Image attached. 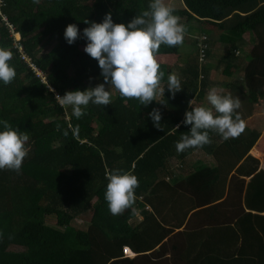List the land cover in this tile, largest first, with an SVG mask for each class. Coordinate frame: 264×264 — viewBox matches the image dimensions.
Returning <instances> with one entry per match:
<instances>
[{
    "label": "trees",
    "instance_id": "16d2710c",
    "mask_svg": "<svg viewBox=\"0 0 264 264\" xmlns=\"http://www.w3.org/2000/svg\"><path fill=\"white\" fill-rule=\"evenodd\" d=\"M259 2L264 0H185L173 8L187 28L183 43L161 45L155 57L165 73L159 102L140 105L109 86L112 103L89 104L76 119L55 95L103 79L97 61L82 51L85 39L66 43V25L83 29L85 20L99 23L108 12L114 23L127 24L147 10L149 0H3L0 47L12 52L16 76L0 85V121L29 134L30 152L19 173L0 170V264H264V216L242 207L245 178L261 166L251 155L260 133L225 140L209 131L210 143L203 147L180 153L175 148L190 127L182 123L188 101L203 105L212 67L229 76L244 64L245 94L254 102L264 97V39L256 31L264 11L228 32L215 34L213 28L224 31L221 22L230 12ZM57 5L66 12L58 21L52 14ZM11 27L42 77L22 60ZM185 45L190 52L183 51ZM46 46L52 48L43 53ZM167 55H178L181 62L159 58ZM169 74L182 83L174 96L166 87ZM153 108L161 113L160 128L148 116ZM198 152L212 161L188 164ZM113 169L139 180L134 203L120 215L110 213L104 196ZM133 211L137 214L127 219ZM48 218L59 229L89 219V228L78 230L70 244L47 225ZM101 220L110 232L100 227ZM125 247L137 255L126 257Z\"/></svg>",
    "mask_w": 264,
    "mask_h": 264
},
{
    "label": "clouds",
    "instance_id": "9594fccd",
    "mask_svg": "<svg viewBox=\"0 0 264 264\" xmlns=\"http://www.w3.org/2000/svg\"><path fill=\"white\" fill-rule=\"evenodd\" d=\"M2 3L3 0H0ZM84 23L88 26L83 29L75 23L66 25L63 36L69 45L78 37L85 39L84 52L97 61L103 82L83 90L56 94L55 99L60 106H70L72 117L79 119L89 104L107 106L112 103L109 86L122 97L138 99L144 106L157 101V94L163 96L165 87L160 84L165 73L155 57L161 45H181L187 31L171 6L164 0H149L147 10L135 15L127 24L114 23L110 12L105 13L99 23L88 20ZM11 59L12 52L0 47V85L10 84L16 76L14 67L9 63ZM166 87L173 96L183 89L180 78L175 74L168 75ZM206 100L211 107H192L193 101H188L189 109H186L182 123L190 127L187 134L176 142L177 153L210 143L209 131L225 140L235 138L244 131L245 123L237 112L241 107L239 97L221 94L217 88L211 87ZM148 116L153 126L160 128V111L153 108ZM173 129L176 131V127ZM72 131L75 133L77 129L72 128ZM64 135H68V131ZM29 139L27 132L0 121V170L21 171L30 152ZM106 179L104 196L109 211L112 215H120L134 203L139 180L136 175L122 169L111 170Z\"/></svg>",
    "mask_w": 264,
    "mask_h": 264
},
{
    "label": "crops",
    "instance_id": "0c3cea01",
    "mask_svg": "<svg viewBox=\"0 0 264 264\" xmlns=\"http://www.w3.org/2000/svg\"><path fill=\"white\" fill-rule=\"evenodd\" d=\"M256 11H257L256 7L254 6L249 7L248 9L244 10L245 13L243 17H248L249 15L255 13ZM256 31L258 33V36L264 39V35L259 27L256 28ZM237 54L240 56L243 55L242 53L240 54L239 52H237ZM179 57L180 56H177L176 60L173 61V64H177L178 62H181L179 61ZM205 63L212 64V60L210 61L207 60ZM232 66L233 65H231V67ZM244 67H245L244 64H242L237 68V70L233 69L232 70L233 72L229 76L221 75L219 72L216 71V69L212 67L211 70L209 71L210 72L209 88L215 87L221 94H231L233 97H239L241 101V107L237 110V112L239 114L240 119L243 120L245 123V129L238 137L243 138L246 135H249L253 130H256L260 133V138L256 143L255 147L252 149L251 155L260 160L261 166L257 173H255L249 178H245L246 183H245L244 193L242 196V207L246 213L264 216V97L261 98L259 102H254L250 97H248V95L245 94L243 90ZM217 74L218 76L216 77ZM217 78H218V82H216ZM209 88L202 96L203 97L202 100L204 106L211 107L206 100V94ZM210 161H212L211 158ZM172 207L173 205H170L167 206V208L165 209H172ZM209 208L210 206H207L206 208H198V209H209ZM184 229L185 227L182 228L181 230L174 229V234L181 233L184 231ZM135 256H126V257L134 258Z\"/></svg>",
    "mask_w": 264,
    "mask_h": 264
},
{
    "label": "rangeland",
    "instance_id": "374dc122",
    "mask_svg": "<svg viewBox=\"0 0 264 264\" xmlns=\"http://www.w3.org/2000/svg\"><path fill=\"white\" fill-rule=\"evenodd\" d=\"M165 1H168V3H167L168 6L175 8V7L184 6L185 0H165ZM252 6L256 7L257 11H264V3H260V2L256 3V4L255 3H249V4H246V5L239 7L237 10L230 12L228 14V16H226L225 19L221 22L222 26L224 27V31L227 32V31L233 29L235 26L241 25L244 22V20L246 19V17H243L244 13H245L244 10H246ZM65 13H66L65 9L61 5H57L52 9V14L54 15L56 21L61 20L62 17L65 15ZM258 27L260 28V30L262 31V33L264 35V23H261ZM214 29H215V32H214L215 34L224 32V31L219 32V29L217 27H214ZM242 34H243L244 39H250V35L248 32L242 31ZM201 38L203 39V36H201ZM19 39H20L19 36L15 37L16 41ZM199 39H200V37H199ZM219 45L220 44L218 43V46ZM51 48H52V46L51 47L46 46L43 48L42 51H43V53H47L49 50H51ZM183 48H184L183 51H185V53H188L191 51L190 45H185ZM82 51H84V49ZM217 52H221V49H218ZM177 56L178 55H172V56H163V57H159V58H162L168 64H173V61L176 60ZM179 61H180V57H179ZM208 61H210V60H208ZM217 76H218V74L216 75V77ZM216 82H218V78L216 79ZM111 93H112V97H114L113 92H111ZM66 111H67V115L71 114V108L70 107L67 108ZM198 159H201L205 162H209L210 158L207 154H205L203 152H201V153L198 152V153H195L189 159L188 164L193 166ZM174 164L177 167H180V164H178L177 161H174ZM135 214H137V212L135 213L133 211V212L129 213L126 216V218L130 219L132 216H135ZM46 223H47V225L56 228L60 232L62 237H64L70 244L75 243V239H73V238H75V233L78 230H88V228H89V219L88 220L73 221L72 226L69 229H59L58 227L55 226L54 219H51V218H48L46 220ZM100 227H102L105 232H110L108 230V224L105 220L100 221Z\"/></svg>",
    "mask_w": 264,
    "mask_h": 264
},
{
    "label": "built area",
    "instance_id": "2783aa9c",
    "mask_svg": "<svg viewBox=\"0 0 264 264\" xmlns=\"http://www.w3.org/2000/svg\"><path fill=\"white\" fill-rule=\"evenodd\" d=\"M11 30H12V34L14 35V37L19 36V35L15 34V31L12 29V27H11ZM19 38L20 39L16 41V48L19 50V52L22 56V60L26 64H29V66L34 69V71L36 72V74L38 76L42 77V73L34 66V64L31 62V60L25 55V53L23 51V46L21 45V37L19 36ZM124 254H125V256H134L136 253H133V251L129 247H125L124 248Z\"/></svg>",
    "mask_w": 264,
    "mask_h": 264
}]
</instances>
